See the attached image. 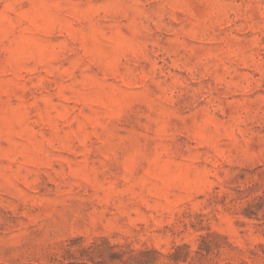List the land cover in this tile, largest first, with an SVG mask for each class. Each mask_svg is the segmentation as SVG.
Masks as SVG:
<instances>
[{
	"label": "clouds",
	"instance_id": "9594fccd",
	"mask_svg": "<svg viewBox=\"0 0 264 264\" xmlns=\"http://www.w3.org/2000/svg\"><path fill=\"white\" fill-rule=\"evenodd\" d=\"M26 2L34 20L43 24L54 19L56 31L37 30L32 19L19 13L0 18V90L11 96L29 94L28 110L35 109L36 116L43 112L52 131L49 137L22 136L13 153L0 157V207L13 213L22 209L19 214L27 217L19 228L0 229L5 232L0 235V264H69L66 253L81 259L84 243L98 236L112 251L154 250L153 264H264V236L257 241L243 223L232 239L216 237L209 227L212 217L225 215L216 208L221 199L232 200L225 192L226 166L239 163L236 143L245 140L248 123L259 118L264 124V96L255 108L248 103L246 93L255 90L254 73L250 77L245 71L256 61L251 50L264 52V0ZM165 33L172 36L168 48L159 43ZM249 33L254 35L250 38ZM67 34L70 38L51 50L56 55L44 52L40 41ZM115 35L125 38L124 46L105 39ZM82 46L103 47L105 54L99 62L91 61ZM259 63L264 65V58ZM172 68L187 77L173 74ZM209 71L215 83L205 86L201 81ZM89 73L92 80L86 82ZM258 79L264 83V70ZM193 80L199 85L195 101ZM200 100L207 102L205 107L199 106ZM81 108L87 109L86 116ZM57 111L64 116L57 119ZM153 145H166L167 151L156 156ZM95 151L105 157L100 171L116 169L109 174L120 190L104 193L91 214L68 206L71 188L31 214L33 204L39 205L32 194L41 172L53 183H63L76 175L68 171L72 168L95 182L94 165L88 161ZM65 154L73 157L70 164ZM132 158L143 161V167ZM216 186L219 190L213 191ZM236 207V201L225 203L230 212ZM193 212L204 213L199 228L206 234L207 248L199 241L192 244ZM77 229L83 239L73 245ZM178 250L181 257L176 260L172 254Z\"/></svg>",
	"mask_w": 264,
	"mask_h": 264
},
{
	"label": "rangeland",
	"instance_id": "374dc122",
	"mask_svg": "<svg viewBox=\"0 0 264 264\" xmlns=\"http://www.w3.org/2000/svg\"><path fill=\"white\" fill-rule=\"evenodd\" d=\"M238 4L240 0H235ZM30 4L26 0H5L3 5H0V18H3L5 14L12 18L18 13L22 16H28L29 19L33 20V26L40 31H48L55 33V20L50 19L46 23H41L38 20L33 19V14L30 11ZM27 23V21H26ZM254 34L249 33L248 36L251 38ZM66 38H70V34L66 36H61L56 39L54 35H49L46 39L40 41V45L44 52L50 53L51 55H56L55 52H51L52 49L56 48L57 45H61ZM108 43L115 41L120 46H124L126 41L121 35L107 36L105 38ZM172 39L171 33H165L162 38H160L159 43L162 48L169 47V41ZM264 43V41H261ZM81 51L89 56L91 61L99 62L104 56V48L99 47L95 49H88L82 46ZM252 54L256 55V61L252 63L251 68L245 69L246 73L253 77V87L254 91H248L246 96L248 97V103L257 107L261 102V96H264V83H262L258 77H260V70H264V65L260 64L261 58H264V52H261L259 47L253 48ZM247 55L248 53H243ZM175 59V58H173ZM172 63V60H169ZM159 64L164 65V60L159 59ZM64 70L68 71V64L63 65ZM113 75L117 74L115 65H112ZM147 70V69H145ZM203 71V69H201ZM171 72L181 78H186L187 73L182 72L180 68H172ZM122 74V73H121ZM207 79L201 81L207 86L208 81L212 80V73L210 71L205 73ZM85 81H91L92 77L89 73L88 76L84 77ZM125 83H128L125 81ZM199 85L195 80L191 83V90L194 95L191 97L195 101L196 96L199 92L196 91ZM6 90H0V157L10 155L16 150V144L21 140L22 136H28L34 138L36 135L43 133L45 137H49L51 134V126L48 125V117H45L44 113L41 112L39 116L34 115L35 109L29 111V105L31 101L29 100V94L20 96L17 93L15 96L6 95ZM215 95V93H213ZM59 97L53 98V103H58ZM70 102L69 98H65L64 104L67 105ZM206 101L200 100L199 106L205 107ZM243 103V101L241 102ZM83 115H87V109L81 108ZM57 119L64 116L63 112L57 111L53 114ZM237 119H240V111L236 113ZM28 118H31L29 120ZM70 119V118H69ZM236 121H230V123H235ZM141 123L144 120L141 119ZM73 131L76 125L71 126ZM95 129V125H92ZM243 127V126H242ZM114 133L119 135H124L125 133L119 129H112ZM247 136L245 140H239L235 145L234 154L237 156L239 163L226 166V184L225 192L232 196V200H228L227 196H224L220 203L216 205L218 210H223L225 215H216L212 217V223L209 225L211 233L216 237H225L232 239L234 236L241 231L242 223L247 225V231L251 233L252 237H255L258 241L261 236H264V124L260 122L259 118H256V122H250L246 127ZM19 133V135H18ZM99 136V133H97ZM246 141V142H245ZM167 151L166 145H153V151L156 156H159L161 151ZM65 159L71 163L73 157L70 154H65ZM80 159H83L81 157ZM104 156L99 155V151L91 152L88 156L89 166L93 167V172L96 174L95 182L92 181V177L84 174L81 175L77 169L69 168L68 171L75 172L76 175L69 176L68 180L60 183H53V180L45 175L43 172L40 173L39 181L36 191L32 194L33 200L38 201L39 205L33 204L31 208V214L36 215L42 211L45 202H51L59 197L60 193L67 192L68 188H71L68 195V206L70 208H78L81 210L82 214H91L96 208L99 207L97 204L98 199H102L104 193L109 195L114 191L120 190L119 185L113 186L111 181L113 177L109 174L111 171L116 169H110L109 172H102L104 166L100 164V161L104 160ZM132 162L139 164L143 167V161H135L132 158ZM5 164L11 163V161H4ZM15 166V165H14ZM28 167H33V165H28ZM54 167L57 170L60 169V165L56 164ZM123 171V169H121ZM139 171V168H138ZM33 177H29L32 179ZM73 181L76 182V186L73 185ZM125 182H127V177H125ZM238 184L239 187H235ZM219 186L213 189V191H218ZM203 200L204 197H199ZM237 202V207L235 213L228 211L225 208V203ZM58 210H62L64 205H57ZM22 209H17L16 213H13L11 208L0 207V229L6 230L9 228H19L21 223L27 222V217L20 215L19 213ZM192 220L189 221L192 229V244L196 246V241H199V246L207 248V243L203 233V229L199 228L200 224L205 223L202 217L204 213L193 212L191 214ZM187 218V217H186ZM5 232H0V235H4ZM200 232L201 235H197ZM7 235H11V232H7ZM74 239L72 244L74 245L77 241L83 239L81 232L77 229L73 233ZM252 242V241H250ZM237 246L239 242L236 241ZM188 245H184L187 247ZM264 252V248H261ZM66 259L69 264H88L89 261H98V264H153L155 260L154 250L145 248H133L128 250L122 248L119 251H112L110 248L106 247V241L103 236H98L91 241L85 242L84 247L81 249V259L77 260L72 254L66 253ZM176 260H179L181 253L178 250L176 253L172 254ZM185 257L187 253H184ZM256 254L253 253V256ZM251 259V257H250Z\"/></svg>",
	"mask_w": 264,
	"mask_h": 264
}]
</instances>
